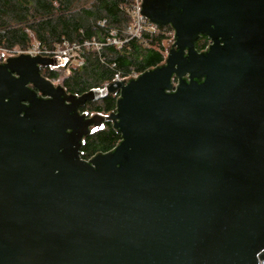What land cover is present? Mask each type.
<instances>
[{
  "label": "water",
  "instance_id": "water-1",
  "mask_svg": "<svg viewBox=\"0 0 264 264\" xmlns=\"http://www.w3.org/2000/svg\"><path fill=\"white\" fill-rule=\"evenodd\" d=\"M140 12L172 27L165 61L79 96L41 74L65 58L0 53V264L264 258V0ZM109 94L107 117L78 110ZM107 119L120 143L82 158Z\"/></svg>",
  "mask_w": 264,
  "mask_h": 264
},
{
  "label": "trees",
  "instance_id": "trees-1",
  "mask_svg": "<svg viewBox=\"0 0 264 264\" xmlns=\"http://www.w3.org/2000/svg\"><path fill=\"white\" fill-rule=\"evenodd\" d=\"M130 3L131 0H0V48L27 50L39 42L43 47L54 49L63 41L81 44L96 38L106 44L101 51L84 49V65L75 67L64 78L63 85L75 93L104 87L119 72L122 75L131 71L142 73L162 64L167 51L165 42L173 37L171 26L156 25L155 30L143 31L119 46L108 44L110 31L120 30L131 21L126 11ZM104 20L105 25H101ZM209 44V37L201 35L196 47L203 50ZM48 72L54 80L61 76L55 69ZM116 102L117 96L109 94L91 102L90 108L108 113L115 110ZM121 139L113 123L107 122L84 140L81 157L89 159L107 152Z\"/></svg>",
  "mask_w": 264,
  "mask_h": 264
},
{
  "label": "built area",
  "instance_id": "built-area-1",
  "mask_svg": "<svg viewBox=\"0 0 264 264\" xmlns=\"http://www.w3.org/2000/svg\"><path fill=\"white\" fill-rule=\"evenodd\" d=\"M141 0H131V3L126 7L127 13L131 17V21L127 26L122 27L120 30L112 29L109 36L107 37V43L113 45H121L132 38L140 36L143 31L155 30L156 25L151 23L141 12H140ZM106 20L101 21V25H105ZM121 34V36H118ZM174 36V31L171 32ZM170 34V35H171ZM106 43L100 42L96 38L92 40H87L81 44L70 43L68 41H63L61 44L57 45L54 49H48L47 47L41 46L39 42L27 49V50H7L0 48V53L19 55L21 53H27L32 56L41 55L46 57H62L66 59V63L63 65L65 71L70 75L75 67L82 66L85 63V58L82 54L84 49H94L96 51H101L102 47ZM139 72L131 71L126 75H122L120 72L115 74L114 79L121 77L135 78ZM259 264H264V258L259 257Z\"/></svg>",
  "mask_w": 264,
  "mask_h": 264
},
{
  "label": "flooded vegetation",
  "instance_id": "flooded-vegetation-1",
  "mask_svg": "<svg viewBox=\"0 0 264 264\" xmlns=\"http://www.w3.org/2000/svg\"><path fill=\"white\" fill-rule=\"evenodd\" d=\"M201 36V35H200ZM206 36V35H205ZM208 37V36H207ZM207 48H205V49H203V50H199V51H204V50H206ZM6 59V57H0V63H2V62H4V60ZM50 69H54V67H42L41 68V74L43 75V76H45L47 79H50V80H52V82H54L56 85H59L60 83H56V79L54 80V79H52L51 77H50V75H49V73L50 72H48V71H50ZM60 85H63V84H60ZM64 86V85H63ZM65 88H66V86H64ZM66 90L68 91V93H73V94H76L77 96H79V95H81V94H83V93H75V92H71V91H69L67 88H66ZM114 95V94H113ZM107 97V96H106ZM105 97V98H106ZM104 99V98H103ZM101 100V99H100ZM95 101H98V100H95ZM91 102H93V101H88V102H86V104L85 105H83V106H81L78 110L80 111V113L81 114H84V115H86V118H91L93 115H95V114H102V115H104V117L106 116H108V115H110V113L112 112V111H110V112H108V113H103V112H97V111H94V110H92L91 108H90V103ZM114 111V110H113ZM107 122H112V121H110V120H106L104 123H103V125L101 126V127H96L95 125H91L90 126V128H91V132H90V134L89 135H91L95 130H97V129H99V128H102L103 126H104V124L105 123H107ZM89 135H87V136H85L84 138H83V140H85ZM84 146V145H83ZM83 146H82V148H83ZM81 150V149H80ZM81 152H82V150H81ZM80 155H81V153H80Z\"/></svg>",
  "mask_w": 264,
  "mask_h": 264
},
{
  "label": "rangeland",
  "instance_id": "rangeland-1",
  "mask_svg": "<svg viewBox=\"0 0 264 264\" xmlns=\"http://www.w3.org/2000/svg\"><path fill=\"white\" fill-rule=\"evenodd\" d=\"M172 39H173V37L168 39V40H172ZM54 69L57 70L61 74L60 78L56 79V83L63 84L64 83V78L69 76L67 74V72L65 71V68L63 66H61V67H54Z\"/></svg>",
  "mask_w": 264,
  "mask_h": 264
}]
</instances>
